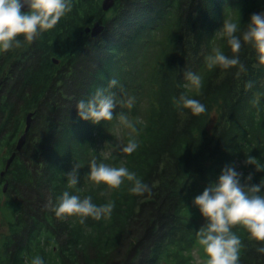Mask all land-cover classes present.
Segmentation results:
<instances>
[{
  "label": "trees",
  "instance_id": "obj_1",
  "mask_svg": "<svg viewBox=\"0 0 264 264\" xmlns=\"http://www.w3.org/2000/svg\"><path fill=\"white\" fill-rule=\"evenodd\" d=\"M102 3L73 0L72 11L41 38L0 53V73L12 65L11 81L4 77L0 87V148L8 152L2 171L16 151L0 172V213L9 229L0 239V262L30 264L38 255L45 264H205L196 232L206 220L194 198L225 165L243 173L241 183L249 174L252 184L264 180V172L245 164L248 156L264 164V65L250 45L239 53L246 68L239 76L238 67L210 70L207 57L214 54L225 18L240 16L243 31L253 13L264 12V0H114L108 10ZM97 22L105 27L92 37L86 28ZM163 30L164 44L149 75L150 115L145 123L134 120L136 135L128 137L138 148L124 161L105 157L96 143L107 136L121 105L112 121L94 124L79 117L77 103L115 79L118 85L110 91L118 100L131 93L136 106L147 52ZM216 44L233 55L226 38ZM186 72L201 74L199 90L184 87ZM182 93L199 100L206 112L177 110L173 98ZM31 111L26 142L17 151ZM92 159L127 167L151 191L132 195L126 179L119 188L103 182L86 188ZM76 164L80 182L69 189L66 174ZM66 190L91 196L97 206L114 203V210L84 223L78 215L58 218L52 209ZM232 230L244 245L240 264H264L257 251L264 242L250 240L241 226Z\"/></svg>",
  "mask_w": 264,
  "mask_h": 264
},
{
  "label": "clouds",
  "instance_id": "obj_2",
  "mask_svg": "<svg viewBox=\"0 0 264 264\" xmlns=\"http://www.w3.org/2000/svg\"><path fill=\"white\" fill-rule=\"evenodd\" d=\"M25 8L27 11L23 10ZM72 8L73 0H0V53L35 42L45 32L53 29ZM216 35L226 38L233 55H226L219 48L214 49V54L207 57V67L210 70L217 66L222 69L238 67L237 76L246 72L245 65L239 59L244 45H250L256 51L259 63L264 65V12L253 13L243 31L240 16L235 19L227 17ZM184 79L188 82L184 85L185 88L199 90L202 87L201 76L197 73L186 72ZM117 85L118 81L111 79L107 89L98 88L88 101H78L79 117L94 124L112 121L118 104H124L123 99L118 100L117 94L110 91ZM252 86L251 81L245 85L248 89ZM173 102L177 110L189 109L193 115L206 112L204 104L187 94L182 93L179 99L173 98ZM133 103L134 100L129 97L127 107L132 108ZM118 119L131 132L137 131L135 124L124 112L118 114ZM137 148L136 140L129 139L120 150L131 155ZM245 164L255 165L256 171L264 172V164L254 157L248 156ZM89 168L88 179L96 183L103 182L110 188H119L126 179L131 183L129 192L132 195L142 196L151 191L150 186L127 167L98 164L96 159H92ZM242 176L243 173L237 171L235 165H225L218 179L205 187L202 194L193 200L206 220L196 232V241L207 257L205 264H240V251L244 245L240 236L232 230L236 226L243 227L249 233L250 240L264 242V194H261L264 180L259 184H252L253 176L249 174L245 182L241 183ZM66 177L68 188H76L80 182L79 165L76 164ZM114 207V203L97 206L92 202L91 196L82 199L66 190L59 198L58 206L52 211L58 218L78 215L82 218L80 222L84 223V218L87 217L100 220L104 216H110ZM257 251L264 254V247H258ZM25 264H28L27 260ZM30 264L45 262L37 255L31 259Z\"/></svg>",
  "mask_w": 264,
  "mask_h": 264
},
{
  "label": "rangeland",
  "instance_id": "obj_3",
  "mask_svg": "<svg viewBox=\"0 0 264 264\" xmlns=\"http://www.w3.org/2000/svg\"><path fill=\"white\" fill-rule=\"evenodd\" d=\"M234 11V9L232 10ZM232 14H234L232 12ZM223 26V25H222ZM222 26L219 28V30L222 28ZM218 30V31H219ZM217 31V32H218ZM217 39L216 42L214 43V49H216V43L220 42V36L216 35ZM164 44V30L159 31L155 37V41L152 43L150 46L148 52H147V64L145 67V71L143 73V77L145 80L144 88L141 91L139 95L140 101L139 103L134 105L135 102L133 103L132 108L127 107V99L131 97V93H127L124 95L121 99L124 100V104L121 105L120 112H124L130 121L134 122V120H137L141 123H145L148 120V117L150 115L151 107H152V101H153V95H152V85L150 84L149 81V75L154 67V64L156 62V57L158 52L161 51L162 47ZM1 63V62H0ZM7 69V67H5ZM201 73V72H200ZM201 76V74H199ZM10 77H7L6 80L9 79ZM6 84V83H5ZM132 98V97H131ZM133 99V98H132ZM136 133L131 132L130 129L127 127L123 126L120 124L119 119L114 121L111 129L109 132H107V136L104 138H101L97 141L96 147L100 150V152L105 156V157H110L112 155L116 156L120 161H124L125 158V153L121 152V147L125 146L128 142V137L135 136ZM8 156V152L4 146L0 148V172L2 171L4 165L3 161L4 159ZM122 164V163H121ZM113 166V165H109ZM97 183L94 181H91L88 179V176L86 178V188H90L91 186H96ZM4 186V185H3ZM110 190V189H108ZM106 191V194L109 195V191ZM8 224L5 221L4 217L0 213V239L8 233ZM1 244V243H0ZM0 264H2L0 262Z\"/></svg>",
  "mask_w": 264,
  "mask_h": 264
},
{
  "label": "water",
  "instance_id": "obj_4",
  "mask_svg": "<svg viewBox=\"0 0 264 264\" xmlns=\"http://www.w3.org/2000/svg\"><path fill=\"white\" fill-rule=\"evenodd\" d=\"M114 4V0H103V9L108 10L109 8H111ZM24 11H27V8L23 9ZM104 25L100 24V23H95L92 27L88 26L86 28V32L90 33L92 37H96L100 32H102L104 30ZM54 61L57 62L58 60H56L54 58ZM2 82H0V87H1ZM33 115H34V111H31L26 118V126L24 129V133L18 138L17 141V146H16V150L19 151L22 149L23 145L26 142V138L29 132V129L31 127L32 124V119H33ZM16 155V151H14L6 160V166L5 169L3 171H1V175L3 176L5 171L9 168L10 164L12 163V161L14 160ZM8 187V182L5 183L4 185V190H6Z\"/></svg>",
  "mask_w": 264,
  "mask_h": 264
},
{
  "label": "flooded vegetation",
  "instance_id": "obj_5",
  "mask_svg": "<svg viewBox=\"0 0 264 264\" xmlns=\"http://www.w3.org/2000/svg\"><path fill=\"white\" fill-rule=\"evenodd\" d=\"M11 66L12 65H8V66H6L7 67V69L6 68H4L2 71H1V73H0V82H2V83H4L3 82V80L5 79L4 77H8V75H10V71H11ZM12 78H13V76H11ZM5 81V80H4Z\"/></svg>",
  "mask_w": 264,
  "mask_h": 264
}]
</instances>
